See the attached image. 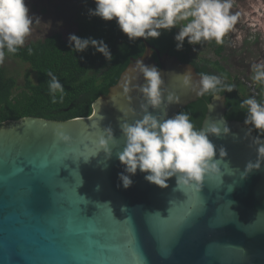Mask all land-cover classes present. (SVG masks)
Listing matches in <instances>:
<instances>
[{
  "label": "water",
  "instance_id": "obj_1",
  "mask_svg": "<svg viewBox=\"0 0 264 264\" xmlns=\"http://www.w3.org/2000/svg\"><path fill=\"white\" fill-rule=\"evenodd\" d=\"M140 39L144 53L93 102L91 115L29 116L0 126V264H264V163L241 178L256 159L250 145L257 134L249 136L250 125L226 118L224 95L212 97L202 126L216 121L223 127L225 121L230 134L209 139L215 159L221 146L227 156L219 161L220 174L205 177L198 189H176L175 177L160 188L139 169L125 189L115 149L111 159L95 155L94 123L110 125L119 138L121 112L139 108V94L123 91L126 81L143 83L133 70L137 60L158 67L181 95L169 117L199 98L180 89L176 77L191 69L198 79L196 68ZM58 131L70 142L57 140Z\"/></svg>",
  "mask_w": 264,
  "mask_h": 264
},
{
  "label": "clouds",
  "instance_id": "obj_2",
  "mask_svg": "<svg viewBox=\"0 0 264 264\" xmlns=\"http://www.w3.org/2000/svg\"><path fill=\"white\" fill-rule=\"evenodd\" d=\"M94 3L95 8L89 9L88 14L104 21L115 20L129 40L156 39L161 36L162 30L178 28L174 36L177 51L183 49L186 39L189 45L213 40L217 45H223L225 35L234 29L239 19V13L230 11L233 0H94ZM33 21L26 0H0V65H3L6 54L14 55L24 47L31 35ZM68 41L74 52L83 53L91 46L107 61L113 59L103 39L80 38L70 34ZM32 51L29 47L30 55ZM133 70L139 73L136 79L142 77L143 83L126 81L123 91L125 94L133 91L139 94V108L129 107L121 112L119 138L110 125L101 128L99 123H94L98 137L95 155L103 152L106 159H111L115 149L116 157L124 166L118 179L125 189L132 186L131 177L138 169L146 174L144 179L147 182L160 188H167V181L175 177L176 189H198L205 177L219 175V161L227 156V151L221 146L220 159H215L217 148L209 137L229 135L230 128L225 121L222 120L223 127L216 121L207 123L206 127H197L186 111L169 117V107L180 104L181 95L168 87L158 67L146 65L139 59ZM251 71L252 82L264 86V60L252 64ZM45 74L50 78L47 83L51 103L58 102L57 94L59 102H62L64 86L52 71ZM176 77L180 89L199 97L210 94L219 99V93H231L235 89V85L226 83V77L220 75L201 72L198 79H194L191 69L176 74ZM239 108L246 112L244 124L251 126L248 135L253 130L259 133L250 145L255 148L256 159L249 160L241 173V178H246L264 163V139L261 138L264 137V100L250 96L242 100ZM102 119V116L99 117V120ZM56 138L64 143L71 140L62 131L56 133Z\"/></svg>",
  "mask_w": 264,
  "mask_h": 264
},
{
  "label": "trees",
  "instance_id": "obj_3",
  "mask_svg": "<svg viewBox=\"0 0 264 264\" xmlns=\"http://www.w3.org/2000/svg\"><path fill=\"white\" fill-rule=\"evenodd\" d=\"M94 8V0H83L76 18L77 29L73 34L80 38L103 39L109 46L113 59L107 61L91 46L83 53L72 51L69 41L61 32H54L42 40L25 43L16 54L7 55L28 63L34 77L28 74L24 85H19L18 79L10 76L7 69L0 65V126L29 116L68 120L91 115L93 102L101 96L108 95L110 88L119 81L121 74L131 63V59L139 58L144 53L142 40L140 38L129 40L120 31L115 20L104 21L99 17L90 16L89 9ZM177 32L178 28L171 31L162 30L159 38H149L147 41L160 50L161 54L168 53L184 63L193 65L198 74L203 72L226 77L225 82L235 85V89L231 93H219L226 97L225 116L229 120L244 122L246 112L239 108V104L250 96L264 100V86L255 84L256 93H252L220 60L195 57L194 49L199 44L189 45L187 39L183 49L177 51L174 40ZM206 43L216 55L223 58L225 39L223 45H217L214 40ZM29 47L33 50L31 55L28 53ZM154 58L158 60L156 54ZM47 71H52L65 88L62 102H59L57 94L58 102L51 103L47 83L50 78L45 74ZM212 97L210 94L199 97L180 111L188 112L193 123L201 127ZM254 131L259 135L257 130Z\"/></svg>",
  "mask_w": 264,
  "mask_h": 264
},
{
  "label": "rangeland",
  "instance_id": "obj_4",
  "mask_svg": "<svg viewBox=\"0 0 264 264\" xmlns=\"http://www.w3.org/2000/svg\"><path fill=\"white\" fill-rule=\"evenodd\" d=\"M83 0H26L29 14L34 17L30 41L42 40L54 32H61L66 40L77 29V15ZM231 13H239L234 29L227 33L223 58L216 55L202 41L194 50L195 57L220 60L221 63L239 78L252 93H256L251 80V66L264 60V0H233ZM10 76L24 85L29 74L34 77L31 66L6 54L3 65Z\"/></svg>",
  "mask_w": 264,
  "mask_h": 264
}]
</instances>
